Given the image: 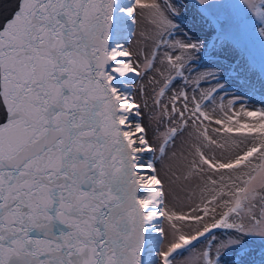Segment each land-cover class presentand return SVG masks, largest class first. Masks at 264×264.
Instances as JSON below:
<instances>
[{
  "label": "snow or ice",
  "instance_id": "1",
  "mask_svg": "<svg viewBox=\"0 0 264 264\" xmlns=\"http://www.w3.org/2000/svg\"><path fill=\"white\" fill-rule=\"evenodd\" d=\"M243 2L264 37V0ZM181 7L15 0L0 23V264H176L184 251L185 264H255L250 245L264 244V107L230 93L239 74L214 59L236 38L231 15L214 18V32L195 31L194 19L173 39ZM145 15L158 37L150 54L121 43ZM150 73L151 95L125 90L129 74ZM149 108L150 121L167 123L159 145L144 123ZM185 133L193 143L183 178L202 186L198 200L178 207L157 163Z\"/></svg>",
  "mask_w": 264,
  "mask_h": 264
},
{
  "label": "rangeland",
  "instance_id": "2",
  "mask_svg": "<svg viewBox=\"0 0 264 264\" xmlns=\"http://www.w3.org/2000/svg\"><path fill=\"white\" fill-rule=\"evenodd\" d=\"M180 4L182 5L181 12L184 14L179 21L182 27L173 39H184V33L189 32L194 19L198 25L195 31L214 32V28L211 27L213 19L219 17L223 21L225 14L231 15L236 38L231 42V47L223 54V57H214V59H222L226 68L239 74V79H233L232 86L229 88L230 93L242 96L244 103L251 108L264 107V37L259 35V21L254 19L243 0H209V4L213 5V7L199 5L198 0H180ZM206 8L207 11H205ZM135 31L136 35L126 42L127 47L140 51L142 54H150L153 50L154 41L158 39L155 26L150 18L146 15L141 16L136 22ZM163 51L164 49L162 48L161 52ZM157 67L159 70H163L159 64ZM152 75L150 73L149 76L144 77L142 80L135 74L128 76V79L134 77L133 80H128V83L131 84L130 93L137 100L141 99L139 90L142 87L147 88L149 95L152 94V88L156 87V85L149 83ZM157 79H160V77L157 76ZM202 87L207 88L209 85L204 84ZM220 95H224V93H220ZM149 104L151 105L150 100ZM212 106L210 103L208 106L209 111ZM150 111V108L143 109L144 123L149 128L151 141L159 145L163 142L161 134L166 130L167 123L158 125L155 121H150ZM192 131L191 129L189 130V132ZM157 136L160 138L157 139ZM192 143L193 140L190 134L185 133L183 136L178 137L174 143L168 145L167 156L162 162L157 163V168L160 170L161 175L167 174V178L170 181L169 202L170 204H176L178 207H183L191 202L187 199V196H192L193 200H198L201 195V181L196 178L190 180L183 178L187 162L192 159ZM173 153H176L175 157H173ZM145 154V159L150 158L152 155L151 153ZM227 154H231V149L228 150ZM156 155L158 157L159 153H156ZM177 176L180 177L179 180L176 179ZM173 196L178 198L173 199ZM165 225H167L166 221ZM197 247L202 249L204 246L198 245ZM250 248L253 253L251 259L255 264H260L262 258L261 249H264V244L255 239ZM190 255L187 251L177 255L176 264H185Z\"/></svg>",
  "mask_w": 264,
  "mask_h": 264
},
{
  "label": "water",
  "instance_id": "3",
  "mask_svg": "<svg viewBox=\"0 0 264 264\" xmlns=\"http://www.w3.org/2000/svg\"><path fill=\"white\" fill-rule=\"evenodd\" d=\"M15 0H0V23L5 22L6 18L11 14L12 5H14ZM127 42V41H123ZM129 78L128 80H133Z\"/></svg>",
  "mask_w": 264,
  "mask_h": 264
},
{
  "label": "bare ground",
  "instance_id": "4",
  "mask_svg": "<svg viewBox=\"0 0 264 264\" xmlns=\"http://www.w3.org/2000/svg\"><path fill=\"white\" fill-rule=\"evenodd\" d=\"M121 43L124 44L125 47H127L126 42L121 41ZM119 59L125 60L126 58H119ZM117 75H118V74H117ZM129 75H130V74H129ZM121 79H123V78H121ZM127 81H128V77H127ZM125 90L130 92V88L125 89ZM144 155H146V154H144Z\"/></svg>",
  "mask_w": 264,
  "mask_h": 264
}]
</instances>
